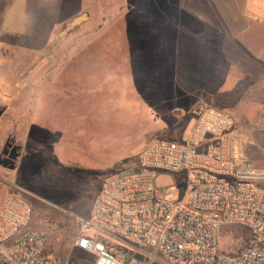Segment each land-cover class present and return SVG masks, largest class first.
<instances>
[{
	"label": "rangeland",
	"instance_id": "rangeland-1",
	"mask_svg": "<svg viewBox=\"0 0 264 264\" xmlns=\"http://www.w3.org/2000/svg\"><path fill=\"white\" fill-rule=\"evenodd\" d=\"M219 3L86 0L87 8L77 22L85 29L66 32L63 39L97 42L82 51L77 44L54 49L60 62L81 51L68 58L63 72L59 64H51L44 74L37 58L31 65L32 55L41 52L0 50V109L7 111L0 123V140L10 137L32 162L24 174L19 169L15 194L30 204L31 227L46 234L47 253L58 264H89L84 255L70 251L100 182L124 167L125 161L135 164L151 141L183 140L191 125L185 114L200 102L194 97L230 112L248 140V157L260 159L264 121L260 129L256 127L258 116L250 109L253 97L248 89L241 91L243 110L235 104L240 92L237 95L233 87L234 59H228L230 64L217 63L222 36L216 32L221 26ZM187 12L193 14L195 27L204 23L211 30L203 35L211 63L204 66L201 78L200 65H193V74L188 72L185 28L175 31L172 26L175 22L184 26L190 19ZM225 75L230 79L226 83ZM45 86L49 87L43 92ZM26 121L31 129L21 127ZM248 234L241 225L220 227V253L240 255Z\"/></svg>",
	"mask_w": 264,
	"mask_h": 264
},
{
	"label": "built area",
	"instance_id": "built-area-1",
	"mask_svg": "<svg viewBox=\"0 0 264 264\" xmlns=\"http://www.w3.org/2000/svg\"><path fill=\"white\" fill-rule=\"evenodd\" d=\"M185 115L183 140L151 141L102 179L70 252L89 264H264V151L248 157L227 110L197 102ZM32 215L23 196L4 198L0 264H58ZM230 225L249 230L238 256L220 253L219 228Z\"/></svg>",
	"mask_w": 264,
	"mask_h": 264
},
{
	"label": "crops",
	"instance_id": "crops-1",
	"mask_svg": "<svg viewBox=\"0 0 264 264\" xmlns=\"http://www.w3.org/2000/svg\"><path fill=\"white\" fill-rule=\"evenodd\" d=\"M85 2L86 0H0V50L3 47L41 52L40 56L32 55L31 65L35 64L34 58H37L38 61L42 60L44 74L50 71L47 66L51 64H59L58 70L63 72L62 68L67 64L69 57L80 54L86 47L91 44L95 45L97 42L63 39L66 32L86 27L77 24L87 8ZM219 2L217 12L221 26L216 32L219 36L222 33V36H220L221 40L218 44L219 59L217 63L230 64L228 59L231 57L234 59L232 64L236 67L233 87L237 95L238 91L240 92L239 101L236 100L235 102L238 103L235 104L239 105L240 111L243 110L246 101L242 100L241 91L248 89L250 97H253L250 100V109L257 114L256 127L260 129L261 121H264V117H261L264 115V0H219ZM187 14V18L190 19L185 22L184 26L179 27L176 22L172 26L175 31L178 28H185L188 34L185 52L186 64L189 66L188 72L193 74V65H200L202 73L198 69L197 72L198 75L201 74L198 78H201L204 74V66L211 63V54L204 45L203 35L206 31L211 32V30L210 26L204 23L195 27L192 24L193 14L189 12ZM199 33L202 34L201 37L197 35L195 38V34ZM96 37L97 32L93 38ZM71 44H77V49L81 51L70 53L66 59L60 62L62 59L54 56L53 50L62 45L67 49ZM174 55L176 57L177 53ZM193 59H195V63ZM222 80L226 83L230 79L225 75ZM246 80L250 81L249 85L245 84ZM47 87L49 86L43 88V92ZM224 87L220 90H224ZM203 99V97H194L193 100L203 102ZM6 112V108L0 109V123ZM21 127L32 128L28 121ZM6 140L7 138L4 141L0 140V151ZM18 146L20 156L15 162V168L9 170L0 166L1 201L6 196L16 193L19 169H23L20 174H24L32 166L31 160L23 152V147Z\"/></svg>",
	"mask_w": 264,
	"mask_h": 264
},
{
	"label": "water",
	"instance_id": "water-1",
	"mask_svg": "<svg viewBox=\"0 0 264 264\" xmlns=\"http://www.w3.org/2000/svg\"><path fill=\"white\" fill-rule=\"evenodd\" d=\"M18 150L19 146H14L6 158L0 156V166L5 169L13 170L15 168V162L20 156ZM124 163H126V161Z\"/></svg>",
	"mask_w": 264,
	"mask_h": 264
},
{
	"label": "flooded vegetation",
	"instance_id": "flooded-vegetation-1",
	"mask_svg": "<svg viewBox=\"0 0 264 264\" xmlns=\"http://www.w3.org/2000/svg\"><path fill=\"white\" fill-rule=\"evenodd\" d=\"M14 146H18V145L15 143L14 140H12L10 137H8L7 140H6L5 143H4V146L2 147V149H1V151H0V156H1L2 158H6V157L9 155L11 149H12ZM18 151H20V148H19ZM17 160H18V159H17Z\"/></svg>",
	"mask_w": 264,
	"mask_h": 264
}]
</instances>
